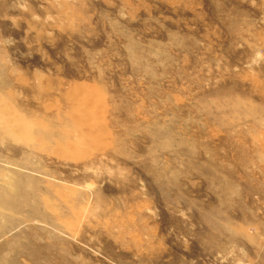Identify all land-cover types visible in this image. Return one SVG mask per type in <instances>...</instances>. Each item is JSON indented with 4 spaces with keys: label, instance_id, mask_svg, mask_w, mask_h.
<instances>
[{
    "label": "rangeland",
    "instance_id": "rangeland-1",
    "mask_svg": "<svg viewBox=\"0 0 264 264\" xmlns=\"http://www.w3.org/2000/svg\"><path fill=\"white\" fill-rule=\"evenodd\" d=\"M0 264H264V0H0Z\"/></svg>",
    "mask_w": 264,
    "mask_h": 264
}]
</instances>
